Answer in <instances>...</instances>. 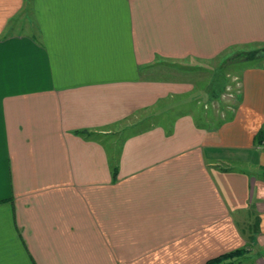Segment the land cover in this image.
Masks as SVG:
<instances>
[{
	"label": "crops",
	"instance_id": "0c3cea01",
	"mask_svg": "<svg viewBox=\"0 0 264 264\" xmlns=\"http://www.w3.org/2000/svg\"><path fill=\"white\" fill-rule=\"evenodd\" d=\"M240 47L264 0H0V264H264V71L230 120L152 122L192 89L157 65Z\"/></svg>",
	"mask_w": 264,
	"mask_h": 264
},
{
	"label": "rangeland",
	"instance_id": "374dc122",
	"mask_svg": "<svg viewBox=\"0 0 264 264\" xmlns=\"http://www.w3.org/2000/svg\"><path fill=\"white\" fill-rule=\"evenodd\" d=\"M264 51V47H261ZM255 51H258L255 50ZM252 48L240 47L238 49L226 50L224 54L218 58L214 65H209L200 60H193V64L184 63L182 65L171 66L166 63L159 64L156 67V75L158 78H169L172 75L180 77L177 83L190 85L192 89L176 97V100L183 102L178 107H173L175 109L162 113L159 116H156L155 119H152L154 124L162 125H171L174 120L180 116L182 113L190 112L189 109L194 108L196 113L194 114L196 122H205V116L210 121L215 122L216 125L220 124L222 120H230V117H233V109L238 108L239 103L245 102L244 96L242 94V77L243 73L252 70L253 68L258 71H264V53L262 56L252 57L251 56ZM163 77V78H162ZM213 82V83H212ZM211 84L213 87H211ZM211 87L207 91V94L210 97L207 99V103L199 102L200 93L204 91L207 87ZM224 94V96H222ZM245 95V94H244ZM237 101V103H236ZM218 110L216 111L215 108ZM246 103L250 106L248 99L246 98ZM219 106L223 109L222 112L219 110ZM234 110V112L237 110ZM217 113V114H216ZM259 112L254 114L251 113L250 117L258 124L259 117L261 118ZM193 117V116H192ZM148 125V124H146ZM250 128V126H247ZM264 130V122L260 123V129ZM256 130L255 136L253 138L255 144H258ZM138 129H128L124 130L123 138L135 134ZM235 169L242 170L245 168L240 163L233 164ZM255 254L251 253L245 257L237 260L235 264H257Z\"/></svg>",
	"mask_w": 264,
	"mask_h": 264
},
{
	"label": "trees",
	"instance_id": "16d2710c",
	"mask_svg": "<svg viewBox=\"0 0 264 264\" xmlns=\"http://www.w3.org/2000/svg\"><path fill=\"white\" fill-rule=\"evenodd\" d=\"M263 53H264V51L262 49H260L258 51H252L251 56L256 58L258 55L262 56ZM212 87H213V85H212ZM257 138H258V142H257L258 144H255V145L258 146V145L264 144V130H259V132L257 133ZM263 174H264V172H263ZM245 253H246V250L241 249V250H238L234 253H230L228 255H225L223 257L213 259V260L207 262L206 264H233V260L234 259L237 260V258H235V257H238L239 255L241 256L242 254H245Z\"/></svg>",
	"mask_w": 264,
	"mask_h": 264
}]
</instances>
